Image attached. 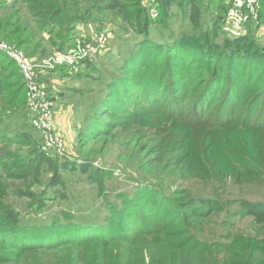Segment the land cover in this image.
<instances>
[{"label":"trees","instance_id":"1","mask_svg":"<svg viewBox=\"0 0 264 264\" xmlns=\"http://www.w3.org/2000/svg\"><path fill=\"white\" fill-rule=\"evenodd\" d=\"M106 1V7L139 35L135 53L125 56L118 74H109L108 80L86 71L72 73L65 65L49 70L45 77L48 80L55 72L103 82L104 95L96 96L93 114L89 112V122L93 118L95 124L76 129L82 140L76 150L85 155L81 159L50 155L23 131L18 136L5 131L3 118L12 113L21 118L24 111L29 127L38 132L26 107L22 74L0 51V264H264L263 201L234 200L236 206L228 208L230 201L196 199L186 188H170L165 180L178 175L264 186V42L257 47L246 44L247 32L220 47L200 41L199 49L183 41L189 38L186 34L180 39L159 37L174 16L169 9L175 1L185 5L192 29L202 30L203 0H153L157 8L153 19L141 0ZM94 2L0 0V38L36 59L67 51L81 35L78 25L96 22L85 20ZM208 4L215 8L212 25L219 28L227 6L223 0ZM259 4L264 18V0ZM86 63L96 66L91 59ZM93 87L73 91L81 94L85 89L94 91ZM250 93L256 99L253 106L239 109ZM257 103L259 113L254 111ZM149 114L158 118L150 121ZM119 128L131 131V143L144 159L139 162L142 174L137 186L110 200L106 179L113 172L95 164L96 145ZM21 146L28 151L23 153ZM74 171L97 186L108 213L100 215V208L85 218L59 207L51 218L45 217L49 221L39 222L24 219L13 206L15 189L34 210H49L47 199H66L64 172ZM46 174L48 181L43 178ZM224 211L226 219L217 236L214 226Z\"/></svg>","mask_w":264,"mask_h":264},{"label":"rangeland","instance_id":"2","mask_svg":"<svg viewBox=\"0 0 264 264\" xmlns=\"http://www.w3.org/2000/svg\"><path fill=\"white\" fill-rule=\"evenodd\" d=\"M210 1L214 2V4L220 2V0ZM210 1L203 0L202 2L204 5V28L202 30L192 29L187 16H185L187 13L185 5H179L175 1L171 4L169 9V12L172 11L174 16L169 17L167 28L159 37L180 39L182 38V34H186L189 38L183 41L189 46H194L199 49H201L200 41H206L208 44H213L212 46L220 47L225 43L228 44L231 40L239 36L245 35L247 32V35H249L247 36L246 44L257 47L259 42H264V18H262L263 15L259 14V8H262L260 4H258V16L256 19L247 21L244 23L241 30H237L233 27L232 19L235 10L238 8L239 0H223L227 6V11L220 21L219 28L212 25L215 8L214 6H208V2ZM141 2L146 9V14L152 19L156 18L155 14H157V8L154 1L141 0ZM106 6V0H95L91 7L92 14L88 15L85 20H91L90 18H92L96 19V22L87 21L88 23H81L77 27L80 31V36H84V38L88 39L93 46L94 56L91 60L94 66L96 65L94 68H91L87 66L86 63L82 67L79 66L77 72L86 71L89 73L88 75H101L103 80H106L110 75L114 77L118 74L117 68L121 60H123L125 56H131L135 53L139 39V35L133 33L130 23L123 22L121 16L116 13L115 10L109 9ZM80 12L81 11H79L78 14H81ZM149 28L152 30L151 34L157 35V30L151 27ZM50 55H52V53H50ZM50 55L41 58V60L51 57ZM111 55L114 56L111 58ZM32 60L40 59L32 57ZM52 65H54L55 68L56 66H60V64ZM98 70H100L102 74H99L97 72ZM71 72L77 73L76 70H71ZM48 74L49 70L43 73L40 78L47 81H42V83L46 87L53 104L52 133L57 134L62 139L61 146L59 147L54 144L49 145L46 142L44 133L33 131L32 128L29 127L27 114L26 117H23L24 111L21 112V118L17 117L18 114L13 113L3 118V124L8 125L5 131L11 132V136H18L19 132L23 131L26 135L28 134L30 136L32 143L37 144L40 149L46 151V153L50 155L59 153L60 155L73 156L81 159L85 155L82 154V151L76 150V148L80 146V142H82L81 139H78L79 136L76 129H83L84 123L89 126L95 124L93 118L90 119L91 123L89 122V117L93 114L91 110L92 104L95 103L96 96L104 95L105 91H101L103 82L93 81L86 76L76 78H72L71 76L70 78L62 77V74H57L55 72H52L49 79L45 80ZM89 86H94V91L85 89L81 94H75L73 91V88H89ZM203 87H198L199 89L197 88L195 92L193 90L195 96L199 94ZM216 97L219 98V94ZM255 100V97L250 93L243 99L239 109L247 111L253 106ZM260 105L261 104L258 103L255 105V113L260 112ZM90 111L92 112L91 115H89ZM151 116L154 115L149 114L148 120L150 121L153 118H158ZM116 132L118 133H112L102 138L99 143H97L96 148L99 150H97L98 155L95 156V164L107 168L109 172H113L111 177L106 179V194L111 198L110 200H114L118 192H122V194L126 195L130 188L134 187V185L137 186L138 178L142 174V169L138 167L139 162L144 159L140 157L143 153L138 151L139 147L131 143V131L125 133L123 129L119 128ZM127 146H129V148ZM20 150H22L23 153L28 151L24 146H21ZM130 150L132 152L128 155L126 152ZM225 158L227 161L229 160V157L226 155ZM222 165L224 166L223 163ZM64 175L67 181V197L66 199H55L54 202L47 199L46 204L50 206V208H48L49 210H47L46 207L37 209V211L34 210L35 208L30 205V200L24 196H20L18 192H15V189H12L13 206L22 212L24 219L29 220L36 218L39 222L49 221V218H51L50 214L54 213L59 207L65 209L71 208L77 213V217H81L85 214V218H88L86 215L94 214V212L99 211L100 208V215L104 212L108 213V208L103 205L104 199L97 196V186L90 183L85 175H81L79 171L64 172ZM49 176L50 174H46L43 178L48 181L47 177ZM165 180L170 184V188L175 186L186 188L189 194L196 199L215 198L223 202L230 201L231 203L228 205V208L236 206L237 203H234V200L254 199L264 202V186L261 185H235L231 180H226L223 183L215 181L204 182L198 179H184L178 175H170L165 177ZM16 185L19 186V184ZM34 188L35 187H32L30 189L35 190ZM226 213L227 212L224 211L219 219H217L216 226H214L213 222L210 223V226L217 227V236H219V232L221 231L219 227L223 226L221 222L226 219ZM47 216H49V218H45ZM232 219L231 217L230 220Z\"/></svg>","mask_w":264,"mask_h":264},{"label":"built area","instance_id":"3","mask_svg":"<svg viewBox=\"0 0 264 264\" xmlns=\"http://www.w3.org/2000/svg\"><path fill=\"white\" fill-rule=\"evenodd\" d=\"M260 0H239L238 8L233 15V27L237 30L243 28L244 23L258 16ZM0 51L8 55L18 66L26 87V106L33 113L31 124L38 132L45 134L46 142L61 146L62 139L52 133L53 104L49 93L41 81V75L54 69L52 64L67 66L76 70L86 64L94 56V48L84 36L76 37L73 47L67 51L56 50L51 57L32 60L19 47L0 38ZM39 61V62H34Z\"/></svg>","mask_w":264,"mask_h":264}]
</instances>
